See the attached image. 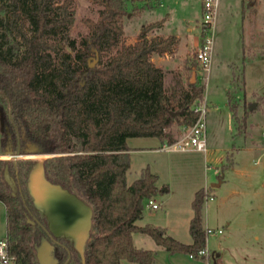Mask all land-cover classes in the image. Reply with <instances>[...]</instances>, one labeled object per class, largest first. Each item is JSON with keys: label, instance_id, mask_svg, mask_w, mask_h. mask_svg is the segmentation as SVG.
Returning <instances> with one entry per match:
<instances>
[{"label": "trees", "instance_id": "trees-1", "mask_svg": "<svg viewBox=\"0 0 264 264\" xmlns=\"http://www.w3.org/2000/svg\"><path fill=\"white\" fill-rule=\"evenodd\" d=\"M92 1L101 8L97 19L85 20L88 32L78 45L69 37L76 21L75 0H0V8L8 14L0 18V101L5 117L1 148L53 154L43 159L45 176L92 206L86 264H121L123 258L154 264L155 250L136 246L135 231L151 235L171 252L205 258L198 252L207 248V189L195 192L190 222L194 240L186 243L164 226L136 223L147 199L160 191L159 175L146 166L133 182L127 178L131 167L128 138L157 136L163 142L176 141L172 125L196 121L198 113L192 105L204 98L205 87L191 78L181 93L166 86L165 71L153 56L172 53L179 38L176 34L149 35L166 18L143 26L136 41L127 43L124 18L129 15V0ZM4 28L21 38V52L6 45ZM63 38L74 55L63 49ZM233 73L232 83L238 77ZM241 84L242 88L244 78ZM229 104L241 131L247 112L238 115L231 95ZM34 161L0 160V199L7 207L11 252L17 264H41L38 249L48 239L56 264H83L70 237L58 238L64 244L53 240L46 214L32 202L29 174Z\"/></svg>", "mask_w": 264, "mask_h": 264}, {"label": "rangeland", "instance_id": "rangeland-1", "mask_svg": "<svg viewBox=\"0 0 264 264\" xmlns=\"http://www.w3.org/2000/svg\"><path fill=\"white\" fill-rule=\"evenodd\" d=\"M250 1L252 0H244V12H242V0L221 1L214 31L215 38L207 84L206 76L203 75V70L196 59L194 46H189L181 52L173 51L174 55L170 53L164 58L158 56L156 58V63L165 71V84L169 90L175 89L181 93L182 85H186L189 78L193 79L194 72H196L195 81L198 80L199 84L204 85V95L209 104L206 116L209 151L213 150L216 156L233 146H242L237 154L239 170L230 168L226 171L227 180L222 185L209 190L214 193V199L209 198L206 207L204 206V213L209 212L211 232L208 235V243L211 246H217L223 235L215 233V230L226 228L222 224L217 227L219 221L222 223V216L248 213L251 211L250 206L254 198L256 207L257 199L261 198L264 202V150L255 147L264 145V46L262 45L264 36L258 34L257 31L258 26L264 24V0L257 12L251 6ZM73 8L76 21L69 30V37L75 39L79 45L83 35L88 32L85 20L87 18L97 19L98 10L101 7L92 0H75ZM128 9L129 15L124 18V37L127 43L136 41L143 26L167 14L168 28L174 31H186L187 25L196 27L202 19L201 0H129ZM7 17L8 14L0 8V18L6 19ZM250 18L253 20H249ZM4 32L6 45H14L16 51L21 52L24 49L21 38L9 28H4ZM159 32V28H154L149 35H157ZM51 37L56 40L61 38L60 35ZM61 41L63 49L74 55L75 50L71 49L68 40L63 38ZM233 70L236 71L238 77L232 85ZM241 78H246L249 95L255 92L253 97L246 99L244 89L241 88ZM229 87L231 88V101L238 105V115L241 116L244 111L248 115L247 125L240 131L244 132L243 134L237 132L238 127L232 116ZM200 100H205V97ZM257 100L259 105L254 110L251 109V104L258 102ZM4 122V104L0 101V139ZM185 126L177 122L172 125L177 140L182 137ZM134 140L135 144L142 146V149L132 154V166L128 171V179L132 180L134 176H138L143 167L150 166L155 173L159 174L161 182L172 187L170 197L161 196L163 191H159L156 195L160 203L159 208H152V210L145 208L149 215L155 216V220L172 222V219H177L181 213L186 211L185 195L191 184L219 182V171L215 167L204 170V151L196 152L190 149L155 151L152 148L162 146V142L155 138L136 136ZM50 155L52 154L22 153L20 156L3 160L13 161L26 158L35 160L29 174V189L34 206L44 214L43 204L34 194L31 180L37 171L41 170L44 173L43 159ZM259 155H261L260 158H258ZM246 182H251L254 188H246ZM241 200L242 203L238 204ZM166 209L170 211L167 216H165ZM262 221L264 222V218ZM5 222L6 210L0 202V229H3L0 231L2 232L0 237L5 234ZM68 241L79 250L75 239L70 238ZM51 255L54 259L52 251Z\"/></svg>", "mask_w": 264, "mask_h": 264}, {"label": "crops", "instance_id": "crops-1", "mask_svg": "<svg viewBox=\"0 0 264 264\" xmlns=\"http://www.w3.org/2000/svg\"><path fill=\"white\" fill-rule=\"evenodd\" d=\"M262 2L263 0L250 1V4L255 10V12H257V9L260 7ZM243 5H244V0H242V12H244ZM201 7H202V1H201ZM167 16H164L162 18L159 17L156 20H161L163 18H166L163 26L159 27L160 29L159 34L161 35L176 34L178 36L179 41L177 45L175 46L174 51L177 50V52H181L183 50H186L189 46H194L195 48H197L201 40L200 23L196 27L194 26L191 27L190 25H187L186 31L169 30ZM249 20L252 21L253 19L250 18ZM257 29H258L257 30L258 34H262L264 36V24H260V26H258ZM262 45L264 46V42L262 43ZM169 54L170 53H166L165 55L154 54L153 60L156 62L157 56L160 58H164L165 56H169ZM171 54L174 55L173 52ZM249 60H251V58ZM244 68H245V65L243 69ZM233 72L234 70L232 71V73ZM233 75L234 73L232 74V77H231V83H232ZM234 83H232V85ZM246 84H247V81H246V78H244V84H243L242 89H244V93L247 99V97H250V98L251 96L253 97L255 92H253L252 95L251 94L249 95ZM228 91H231L230 87ZM204 97L207 100L206 95H204ZM258 104H259V101L257 102V105ZM243 113H245V111ZM232 116H233V112H232ZM246 125H247V122H246ZM237 132L239 134L244 133V132L243 133L240 132L239 130ZM144 137L145 138H155L159 142H162V146L166 144V142H163L157 136H148V137L144 136ZM135 138L136 136H132V137H129L127 140L129 146L131 147V150H130L131 166H132V154L136 152L137 150L142 149V146L135 144L134 142ZM162 146L152 148V150H155V151L162 150L161 149ZM255 147L259 148L262 151L264 150L263 144L255 146ZM241 148L242 146H233L231 147V149H228L222 154H219L216 156L213 154L214 153L213 150H210V151L208 150L207 152H205L204 170L206 171L208 169H211L212 167H215L216 170L218 169L219 182H212L211 184L206 183V182L204 184H201L202 182L196 183L194 185L191 184L189 189H187L186 195H185V198H186L185 210L186 211L181 213L179 215L180 217L178 216L177 219L175 220L172 219V222H169L168 220H166V222H160L158 220H155V216L149 215L147 211L144 209L142 217L139 218L136 221V223L141 226H144L148 223L161 225V226L166 227L168 233L174 236L175 238L183 242H186V243L193 242L194 239L190 231V222L194 215L192 201L194 199L195 192L201 187H205L206 189L210 190L211 188L213 189V187L215 188L217 186H220L227 180L225 175L228 169L232 168V169L239 170L238 168L239 161L237 159V154ZM171 150L172 151L173 150H184L185 151L189 149H171ZM190 150L196 151V152H202L196 149H190ZM162 151H169V150H162ZM260 157L261 155L258 156V158ZM230 159L232 161L231 163H230ZM209 160H213L214 162L209 161ZM225 163H229V165L225 168L221 167ZM151 170L155 172L153 168H151ZM140 172L141 170L139 171L138 176H134L135 179L139 177ZM205 175H206V172H205ZM127 178H128V174H127ZM134 178H132V180L128 179V182L129 183L133 182L135 180ZM157 184L160 188V191H163V194H161V196L167 195L168 197H170V194L172 193V187L170 185H166L165 182H161L160 176H159ZM248 187L250 189H253L254 185L251 182H246V188ZM207 200L208 199H206L205 201V205H204L205 207L207 205L206 204ZM255 200H256L255 198L252 199L251 206H250L251 211H249L248 213H237V215L221 217L222 223H220L219 221L217 224V227H220V225L222 224V226H225L226 228L222 232H218L215 230L216 231L215 233L223 234L220 239V243L217 246H211L208 243V238H207V249L210 255H207V257L205 258L192 257L189 253L183 252V251L171 252L167 250L165 247H163L162 245L158 244L151 235L145 232H142V231H135L133 233L134 243L138 247H146V248H151L155 250L156 258H155L154 264H264V222L263 221L261 222L262 218H264V215H263L264 214V210H263L264 202L261 201L262 200L261 198L257 199L258 204L256 207V203L254 202ZM0 202L4 205V208L6 210V222H5V229H4L5 231L4 236H6L7 235V207L1 199H0ZM241 203H242V200L238 204H241ZM148 208L152 210V208L150 207ZM208 213H209L208 211L207 212L205 211L204 213V225L207 228H211ZM165 214H166L165 216H167L168 214H170V211L166 209ZM223 220H226V221L223 222ZM0 231H3V229H0ZM1 233L2 232H0V234ZM121 264H139V263L136 261L129 260L127 258H123L121 260Z\"/></svg>", "mask_w": 264, "mask_h": 264}, {"label": "built area", "instance_id": "built-area-1", "mask_svg": "<svg viewBox=\"0 0 264 264\" xmlns=\"http://www.w3.org/2000/svg\"><path fill=\"white\" fill-rule=\"evenodd\" d=\"M202 1V19L200 21L201 40L198 44L195 56L198 60L199 66L203 70V75L206 76V84L209 79L210 63L212 60L213 44H214V31L216 21L219 15V9L222 0H201ZM192 108L198 113L196 121L191 125H186L184 133L179 140L172 143L166 142L161 149H196L207 152L209 150L207 141V121L206 116L209 110L207 100H199L192 105ZM22 153L11 150H2L0 147V160L10 159L14 156H20ZM218 170V169H217ZM213 199L214 194L207 189L206 199ZM146 207L157 209L160 203L156 196H151L146 201ZM217 231V230H216ZM218 229V232H222ZM211 228H208V234ZM199 255H210L207 248L201 249ZM195 257L193 254H190ZM0 264H17L15 255L11 252L9 237H0Z\"/></svg>", "mask_w": 264, "mask_h": 264}, {"label": "water", "instance_id": "water-1", "mask_svg": "<svg viewBox=\"0 0 264 264\" xmlns=\"http://www.w3.org/2000/svg\"><path fill=\"white\" fill-rule=\"evenodd\" d=\"M195 79L196 72H194L192 80L195 81ZM256 106L257 102H254L250 108L254 109ZM31 186L34 194L43 204L50 230L57 236L65 235L75 239L82 255L83 264H86L85 245L93 225L92 206L75 192L50 181L41 170L33 174ZM51 251V243L43 241L38 249V258L41 264H50Z\"/></svg>", "mask_w": 264, "mask_h": 264}, {"label": "flooded vegetation", "instance_id": "flooded-vegetation-1", "mask_svg": "<svg viewBox=\"0 0 264 264\" xmlns=\"http://www.w3.org/2000/svg\"><path fill=\"white\" fill-rule=\"evenodd\" d=\"M52 234V238H53V240L55 239V241H57V242H60L61 244H64L60 239H58L59 237H62V236H64V235H61V236H57V235H55V234H53V233H51ZM44 241H48V242H50L48 239H44ZM51 243V242H50ZM52 245V244H51ZM54 248V246L52 245V249ZM57 260L56 259H52V261L50 262L51 264H56L57 262H56Z\"/></svg>", "mask_w": 264, "mask_h": 264}]
</instances>
